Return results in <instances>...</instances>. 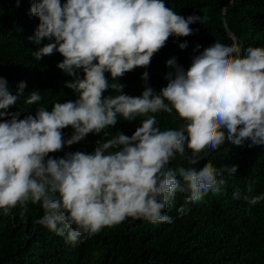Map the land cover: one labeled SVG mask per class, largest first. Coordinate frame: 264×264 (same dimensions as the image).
Masks as SVG:
<instances>
[{"label":"clouds","instance_id":"clouds-1","mask_svg":"<svg viewBox=\"0 0 264 264\" xmlns=\"http://www.w3.org/2000/svg\"><path fill=\"white\" fill-rule=\"evenodd\" d=\"M29 14L37 16L39 24L28 39L37 45L49 41L33 57L40 60L59 52L63 60L57 67L73 77L65 85L78 98L55 102L50 111L39 106L35 115L20 119L19 112L8 109L24 95L26 82H19L13 94L0 76L4 215L17 207L23 215L29 202L39 204L43 215L37 223L73 245L129 217L172 223L166 210L185 185L188 205L209 193L219 194L226 183L210 160L200 168L170 167L178 155H186V148L191 151L188 163L194 165L226 142L264 146V47L242 49L238 43L215 41L199 51L202 46L197 44L193 51L198 54L187 70L176 57L166 61L173 71L166 74L168 83L159 93L149 86L145 71L142 94L130 96L123 93V84L110 85L106 73L117 81L136 67H148L169 37L194 34L190 25L204 24L206 17L179 15L165 0H33ZM109 87L119 94L105 96ZM41 100V93L32 91L24 102ZM173 111L185 121L178 129L161 130L156 116L149 115ZM118 116L127 121L146 118L131 136L120 131L111 135L105 129L115 127ZM69 126L74 131L65 139L62 130ZM101 132L102 141L91 153L50 155ZM237 169L232 165L228 172ZM253 191L254 185L247 184L243 199L250 206L264 201V194L251 195ZM233 199H241L240 190L233 192ZM188 211L185 206L178 209L180 215Z\"/></svg>","mask_w":264,"mask_h":264},{"label":"trees","instance_id":"trees-1","mask_svg":"<svg viewBox=\"0 0 264 264\" xmlns=\"http://www.w3.org/2000/svg\"><path fill=\"white\" fill-rule=\"evenodd\" d=\"M33 0H0V76L8 81L9 91L15 94L18 83L26 82L24 95L9 112H19L20 119L35 115L37 107L45 106L49 111L55 102L76 100L77 94L65 85L73 79L57 67L63 60L59 52L36 60L32 53L41 45L28 37L34 36L39 18L29 14ZM65 0H61L64 3ZM166 6L184 17L197 14L206 17L204 24L193 23L194 34L187 37H169L166 45L151 59L148 67H136L123 77L113 81L109 73V84L121 83L123 93L140 96L144 90L142 74L148 73V84L155 92L165 87L169 71L166 61L172 57L185 70L190 66L196 45L208 47L215 41L231 45L237 43L246 49L264 47V0H165ZM187 47L181 49V43ZM81 77L83 72L78 73ZM32 91L41 93L42 100L34 105L24 101ZM111 87L105 96L118 95ZM168 103L167 101H165ZM155 115L161 130L178 129L185 121L173 111ZM10 117H5L8 119ZM124 120L118 116L115 127L105 129L111 135L117 131L131 136L141 120ZM73 129L62 130L65 139ZM100 134L89 133L85 139L71 146L65 145L52 157H63L66 152L91 153L102 141ZM110 138V137H108ZM191 151L177 156L170 167L200 168L212 161L221 169L226 183L219 194L209 193L199 203L185 205L189 192H178L174 206L166 210L172 223L153 224L129 217L121 224L104 228L98 234L81 238L73 245L65 237L58 236L37 223L43 215L39 204L29 202L28 211L21 215L19 207L11 214L0 210V264H264V201L250 206L244 199L247 184L254 185L251 195L264 194V146L248 147L225 143L219 151L209 153L198 164H189ZM203 156V153L201 154ZM238 165L235 174L228 168ZM240 190L241 199L234 200L233 192ZM190 209L180 215L178 209Z\"/></svg>","mask_w":264,"mask_h":264},{"label":"water","instance_id":"water-1","mask_svg":"<svg viewBox=\"0 0 264 264\" xmlns=\"http://www.w3.org/2000/svg\"><path fill=\"white\" fill-rule=\"evenodd\" d=\"M234 36V40H235V42L237 43V37L235 36V35H233Z\"/></svg>","mask_w":264,"mask_h":264}]
</instances>
